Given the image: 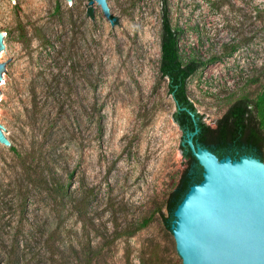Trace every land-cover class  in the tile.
Returning <instances> with one entry per match:
<instances>
[{"label":"rangeland","instance_id":"obj_1","mask_svg":"<svg viewBox=\"0 0 264 264\" xmlns=\"http://www.w3.org/2000/svg\"><path fill=\"white\" fill-rule=\"evenodd\" d=\"M168 1L183 57L218 58L188 82L214 127L264 92V0ZM92 2L0 0V34H13L0 124L15 147L0 146V264H183L164 223L187 161L159 74L161 0H112L116 29ZM38 150L34 164L85 192V217L30 183L21 156Z\"/></svg>","mask_w":264,"mask_h":264},{"label":"water","instance_id":"obj_2","mask_svg":"<svg viewBox=\"0 0 264 264\" xmlns=\"http://www.w3.org/2000/svg\"><path fill=\"white\" fill-rule=\"evenodd\" d=\"M93 1L116 29L112 0ZM69 3L77 7V0ZM10 35L6 30L0 34V101L8 98L1 85L11 70L1 63ZM190 114L196 124L195 114ZM9 132L0 124V146L8 150L15 148L5 137ZM197 133L198 128L187 133L183 144L203 168V180L191 186L171 226L183 264H264V162L250 155L219 158L195 144Z\"/></svg>","mask_w":264,"mask_h":264},{"label":"trees","instance_id":"obj_3","mask_svg":"<svg viewBox=\"0 0 264 264\" xmlns=\"http://www.w3.org/2000/svg\"><path fill=\"white\" fill-rule=\"evenodd\" d=\"M162 24H161V57L159 63V74L161 80H167L168 92L173 97L176 104V111L173 119L179 126L183 134V142L186 134L194 132L198 128V133L194 137L195 144L208 148L219 158L231 156L239 158L243 155H250L261 159L264 162V92L253 99L242 96L234 100L224 115L217 120L215 126H210L203 120V116L198 113L194 103L191 101L188 92L189 80L201 69L213 64L218 58H184L180 48V38L182 28L174 26L170 18V7L168 0H161ZM89 15H93V9L89 10ZM20 37L27 41L28 32L22 23L18 27ZM62 94H52L54 102L60 105ZM35 110L42 112L37 94H35ZM64 106H62L63 108ZM186 108L187 110H181ZM195 114L196 124L190 114ZM65 113V112H64ZM182 154L187 161V165L181 173L178 184L169 194L166 200L168 216H164L166 228L172 232L174 212L182 202L183 198L191 186L203 180V168L192 154L189 146H181ZM45 155L43 150H38L32 156L22 157L26 177L30 183L49 195L54 200H59L63 205H68L79 217H85V192H71L69 186L58 182L50 174V166L47 162V173L40 166L42 162L34 164ZM32 158L29 162V158ZM37 178H36V177ZM31 180V178H33ZM148 222L143 224L147 225Z\"/></svg>","mask_w":264,"mask_h":264}]
</instances>
